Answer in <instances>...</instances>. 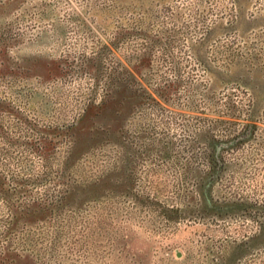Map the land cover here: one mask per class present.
<instances>
[{
    "label": "rangeland",
    "instance_id": "374dc122",
    "mask_svg": "<svg viewBox=\"0 0 264 264\" xmlns=\"http://www.w3.org/2000/svg\"><path fill=\"white\" fill-rule=\"evenodd\" d=\"M0 191V264H264V0H0Z\"/></svg>",
    "mask_w": 264,
    "mask_h": 264
},
{
    "label": "trees",
    "instance_id": "16d2710c",
    "mask_svg": "<svg viewBox=\"0 0 264 264\" xmlns=\"http://www.w3.org/2000/svg\"><path fill=\"white\" fill-rule=\"evenodd\" d=\"M168 88L173 87V84H168ZM164 90L165 93H167V89ZM249 124H247V127L245 131L241 134H237L236 137H233L234 139L238 137H245L248 133ZM206 144H207V150L204 151V159L207 165V169L203 172L201 176L198 178V188L200 190V205L198 207V210L201 213H212L217 216L223 215V213L229 214L231 212L237 211V210H244V211H250L252 208H258L262 209L263 206L259 204L258 202H248L245 199L237 198L236 200H219V199H212L207 198V194L205 191V187H209L215 184V181L220 177L221 173L223 172V169L225 167V160L223 156V152H220L216 149L217 143H219V138L205 134L203 136ZM234 139L229 140L228 142L234 141ZM2 191H0L1 195ZM14 207V206H13ZM14 211V210H13ZM18 214L14 211V220L18 219ZM262 227H264V223H261ZM9 249L7 248L6 251L4 248L0 251V263L4 262L7 258L9 259ZM6 252H8L6 254ZM1 255L5 257H1ZM8 262V261H7ZM8 264H11V261H9Z\"/></svg>",
    "mask_w": 264,
    "mask_h": 264
}]
</instances>
